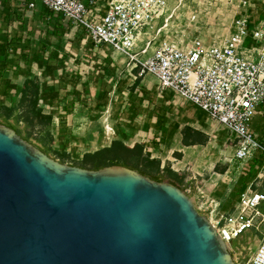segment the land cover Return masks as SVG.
<instances>
[{"label":"water","instance_id":"water-1","mask_svg":"<svg viewBox=\"0 0 264 264\" xmlns=\"http://www.w3.org/2000/svg\"><path fill=\"white\" fill-rule=\"evenodd\" d=\"M0 264H234L179 188L61 164L0 126Z\"/></svg>","mask_w":264,"mask_h":264},{"label":"built area","instance_id":"built-area-1","mask_svg":"<svg viewBox=\"0 0 264 264\" xmlns=\"http://www.w3.org/2000/svg\"><path fill=\"white\" fill-rule=\"evenodd\" d=\"M30 1V10L40 5L61 16L84 32L95 50L106 47L122 55L139 71L138 77H153L160 92L178 96L205 113L236 142L237 161L253 160L255 155L264 159V145L251 131L258 109L264 106V1L254 17L241 10L229 36L212 45L197 38L190 45L167 40L157 44L150 35L160 32L154 30L164 16L165 0ZM195 190L204 200L203 192ZM183 192L191 193L189 188ZM262 204L264 193L248 188L232 214L213 216L214 208L209 207L207 219L227 246L249 231L261 236L255 255L247 262L231 249L236 253L234 264H264Z\"/></svg>","mask_w":264,"mask_h":264},{"label":"crops","instance_id":"crops-1","mask_svg":"<svg viewBox=\"0 0 264 264\" xmlns=\"http://www.w3.org/2000/svg\"><path fill=\"white\" fill-rule=\"evenodd\" d=\"M30 2V0H0V45L5 42L7 45L6 47H12L16 37L21 39V46L25 47L26 44H29L32 50H38L40 45L44 43L46 35L44 24L41 25L42 31L40 30L38 42L34 40L35 31L31 29L33 22L36 20H39V23H43V16L40 13L43 7L36 5L34 10H30L28 8ZM7 50L8 52L12 51L9 48ZM96 50L101 53V48ZM95 52V50L90 51L86 46L85 48H80L76 46V44L70 45L69 48L63 47L62 45H51L49 48H46L43 57V66H46L45 60L50 54H57L59 59H64L63 67L54 73L55 80L52 81L47 77L44 79L42 78L43 67L38 69L35 64L25 66L22 62L18 61L19 50L15 51V54L10 56L15 62H13L10 69L4 73L3 80H0V86H4L3 81H9V85L13 86V90L10 91L9 96L3 98L5 104L12 106L15 105L13 103H18L20 99V90L25 80L29 79L31 76L36 77L40 83H44V85L49 88V93L58 91V88L61 86L64 88L69 87L73 92V87L68 84L69 81L78 80V77L81 81L77 85L78 87H80V84L83 82L88 81L87 85H89L92 92H94L92 81L98 73L95 69V62L92 59ZM112 53V55L116 56L119 60H126L122 55L114 52ZM80 56H82V59ZM114 56L110 57L115 65L114 77L110 76V72L107 68H101L103 71L102 81L112 88L110 101L105 111L109 113L111 107L114 108L113 101L115 102L116 99L113 100V97L115 98L116 96V98H121L124 102L123 106L126 118L124 122L127 128L119 133L117 132V134L121 135L120 137L115 133L117 136H115L110 143L114 140H121L123 138L124 144L126 142L131 143V145L128 146L130 148L133 147L134 144H145V152L154 155L155 157L151 158L158 159L161 162V169L170 164V169L175 173L191 174V177L184 180L183 187L184 189L189 188L191 194L195 195V199L198 200L199 197L195 190L196 187L199 188L196 186L197 177L200 178L203 176L202 174L209 172L218 176V174L214 172L217 161L209 163V153L207 151L208 143L211 141V136L214 133L213 127L218 126V124L210 120L205 113L191 103L171 93L160 92L157 88V81L153 77L152 79H140L138 73H134V71H138L137 69L133 70L130 67L126 71L123 79L119 78L118 74H121L120 70L123 68L118 61H114ZM83 67L87 70L85 73H82V70H84ZM137 78H139L140 82L134 92L130 94L129 88ZM62 80H65L64 83ZM124 80L128 85L122 89L121 93H118L116 91V85L118 82ZM68 98L67 96V99ZM44 109L46 110L45 112H47L45 115L51 113V108L45 106L43 107V110ZM132 128L136 130L134 131ZM185 128L200 133L205 137V140L207 139V142L204 145L197 142V144L193 146H183L182 130ZM251 131L255 139L264 145V106L258 109L251 125ZM196 139L202 140V137L197 136ZM110 143L102 147H108ZM65 144H67V142H65ZM218 144L219 143H217V145ZM76 145L80 144L74 142L69 143L68 146H65L66 151L69 152V150H71V152H76ZM54 146L57 148L61 147L58 144ZM89 146L91 148L96 146L97 149L91 152L87 151V153H93L102 148L99 147L100 143L95 142L94 144L91 143ZM234 150H236V145H234ZM176 155H180L181 158H177ZM254 161L255 158L253 159V163H255ZM253 163L249 164L253 165ZM224 170L225 169H222L221 172ZM226 172H228V170H226ZM258 178H264V174L258 176ZM203 186L206 188L205 190L202 187L199 189L204 194V200L207 199V204H209L203 203L202 206L206 205V213H209L210 208H214L213 216L216 214L228 215L232 213L239 202L240 195L243 193H236L238 190L230 193V191L225 190L226 187L223 183L222 186L216 187V189H213L211 192H208L207 188L209 187L212 189L214 185L207 181ZM257 192L264 193V191ZM260 210L264 213V204L261 205ZM254 235L259 236L258 233L249 231L243 237L249 236L251 238L255 237ZM243 237L233 242L232 249L234 251H238L237 241L241 240ZM259 241L260 240H258V244Z\"/></svg>","mask_w":264,"mask_h":264},{"label":"rangeland","instance_id":"rangeland-1","mask_svg":"<svg viewBox=\"0 0 264 264\" xmlns=\"http://www.w3.org/2000/svg\"><path fill=\"white\" fill-rule=\"evenodd\" d=\"M106 2L107 0H102ZM166 7L164 16L160 18L155 26V32L160 31L157 36L151 34V37L156 38L157 44L161 41L167 40L169 42L178 43V45H190L196 38L201 39L207 44H219L224 41L230 34V27L232 21L239 16L242 11H245L248 17L256 16V9L260 7L261 3L264 0H165ZM254 9V10H253ZM242 10V11H241ZM35 13L34 11H32ZM42 22L39 23V20L33 22L31 29L35 31V41H39V33L41 30ZM41 30V31H40ZM70 38V39H69ZM37 39V40H36ZM77 41V42H75ZM79 46L80 48L89 44V39L87 35L79 34L78 30L72 27L70 33L62 39V41H57L56 39L52 40L53 46L62 45L63 47H68L70 45ZM37 46V44L35 43ZM113 53L108 50L106 47H101V55H112ZM82 59V56H80ZM93 59V58H92ZM114 61H118L121 67L123 68L121 74L119 73V78L123 79L126 71L130 68L128 62L125 59L119 60L114 56ZM98 62H95V65ZM85 66V65H84ZM82 73L87 71L83 67ZM66 75V74H65ZM68 75V74H67ZM140 79H152L149 75H142ZM63 83L65 80H62ZM85 82H83L84 84ZM80 93L84 96H88L90 91L91 96L93 94L92 89L86 86L84 89L79 87ZM86 92V93H85ZM58 93L61 98L69 97L68 100L71 101L72 90L69 87H59ZM93 97L84 98L85 103L88 104L91 109L90 114H88V106L84 108L78 103L74 104L73 110L70 114L66 115L62 111H57L59 115L55 114L54 121L52 123V133L55 138H59L60 135L65 137V141L78 142L80 145H76L77 151L69 153L71 154L68 159H65L63 162L60 157L57 156L53 151H57L56 146L53 147L54 150H49L46 145L40 143V139H43L44 135L39 129L33 131V135L29 137L25 131L24 124L16 125L13 121L9 124H5L0 120V126L7 127V125L15 126L21 132V137L28 141L38 148L44 150L45 154L50 158L58 161L61 164H66L72 167H78L82 156L87 153V151H94L97 149L96 146L91 148L89 145L92 143H100L99 147L106 146L110 141L115 138V136H121L117 134L120 131H123L127 128L125 121V111L123 106V100L121 98L113 97L114 108L111 107V110L108 112L105 109L97 111L94 109V99ZM84 101V100H83ZM17 104V103H13ZM46 110H43V114L47 113ZM52 111V110H51ZM58 117V118H57ZM59 117H63L62 120ZM63 122V123H61ZM57 124V126H56ZM133 129V128H132ZM134 131L136 129H133ZM40 131V132H39ZM213 135L211 136V141L208 143L207 151L209 163H214L217 161L216 168L214 170L218 176L214 175L212 172L204 173L203 176L197 177V185L199 188H204L203 184L210 182L213 188H207L208 192L213 191L218 186L225 185V190L230 191H240L244 192L248 188H251L254 191H264V178L259 179L258 176L264 174V160L262 157L256 159L255 165H250L253 163V160L249 161H237L234 158V142L233 138L222 129V127L214 126ZM117 135H116V134ZM80 141V142H79ZM217 143H219L217 145ZM127 146L131 145L130 142L125 143ZM64 145H69L64 144ZM150 157H155L154 155L148 154ZM155 159V158H154ZM230 161V162H229ZM169 168L171 165H168ZM222 169H225L221 172ZM228 170V172H226ZM226 172V173H225ZM185 176V179L191 177V174L181 173ZM184 183L180 186V190L183 191ZM233 188V189H232ZM232 189V190H231ZM193 201L194 205L200 208V214L207 217L209 213L205 212L207 199L203 200L201 198L195 199V195L191 193L188 195ZM209 204V203H208ZM207 204V205H208ZM234 211V210H233ZM232 211V213H233ZM230 213V214H232ZM255 237H243L241 240L237 241V253L243 258L244 262H247L252 259V256L255 255L258 247V240L261 239V236L254 235ZM257 236V237H256ZM232 258H236V253L231 249L233 243L227 246Z\"/></svg>","mask_w":264,"mask_h":264},{"label":"trees","instance_id":"trees-1","mask_svg":"<svg viewBox=\"0 0 264 264\" xmlns=\"http://www.w3.org/2000/svg\"><path fill=\"white\" fill-rule=\"evenodd\" d=\"M40 13L43 16V24L46 29L44 43L40 45L38 50H32L29 44H26L25 47L21 46V39L16 37L13 43L14 47H6L7 45L5 42L0 45V80H3L4 73L8 71L13 62H15L13 58H10V56L14 55V52L17 50H19L18 61L22 62L25 66L35 64L38 69L43 67V79L47 77L52 81L55 80L54 73L63 67L64 59H59L57 54H50L45 60L46 66H43L44 52L46 48H49L52 45L53 39H56L59 42L64 38V36L70 33L72 26L70 23L64 21L61 16H55L45 8H42ZM78 32L81 35L85 34L82 31ZM85 46L88 47L90 51L95 50L91 41ZM8 48L12 51L8 52ZM95 51L93 61L98 62V65H95V69L98 73L92 81V88L94 90L92 96L90 91H87V93L89 92L88 96H84V94L80 93V89L77 86L81 82L79 77L76 81L72 80L69 81V84L66 83L73 87L71 101H69L67 97L61 98L58 91L49 93V88L46 87L44 83H40L36 77L31 76L29 79L25 80L20 90V99L18 103L8 106L5 104L3 98L9 96L10 91L13 90V86L9 85V81H3L4 86H0V120H2L5 124H9L10 121H13L16 125L24 124L25 131L29 137L33 135V131L35 129H39L44 135L43 139L39 140L40 143L46 145L49 150H54L53 146L55 144L60 145L61 147L58 148L57 151L54 150L53 152L60 157L62 162L65 159H68L71 154L66 151V145L64 144L67 141H65V137L60 135L59 138L55 139L52 133V123L55 114L58 116L59 111H62L66 115L70 114L73 110L74 104L76 103L86 108L88 104L85 103L84 98L90 99L93 97L92 99H94L95 104L94 109L97 111L105 109L110 101L112 88L102 81L103 71L101 68H107L110 72V76L114 77L115 65L109 55L102 56L98 50ZM134 73L137 74L138 71H134ZM139 82L140 80L137 78L130 86V94L134 92ZM87 83L88 81L84 84H80L81 89H84ZM127 85L128 84L125 80L118 82L116 85V91L121 93L122 89ZM87 87L88 89L90 88L89 85H87ZM45 106L51 108L52 110L49 115L43 114V107ZM88 111V114H90L91 109L89 106ZM59 118L62 120L63 117ZM16 125H7V127L14 130L16 134L20 136L21 132L16 128ZM182 135V144L185 147L193 146L197 144V142L204 145L207 142V139L205 140L203 135L193 132L188 128L182 130ZM197 136H201L202 140L196 139ZM28 140L29 139H26V141ZM67 143L69 144V142ZM145 148V144H134V146L130 148L124 144L123 138L121 140H114L108 147H102L93 153H85L77 166L89 171H98L103 168L113 166L124 167L136 171L142 176L148 177L155 182L171 184L180 189V186L184 183L185 176L181 173L173 172L168 165L161 169V162L158 159H152L145 152ZM39 149L45 154L44 150L41 148ZM176 157L179 159L181 158L180 155H176ZM260 157L261 156L259 155H255V160ZM253 165H255V163H253ZM239 192L240 191L236 193L239 194Z\"/></svg>","mask_w":264,"mask_h":264}]
</instances>
